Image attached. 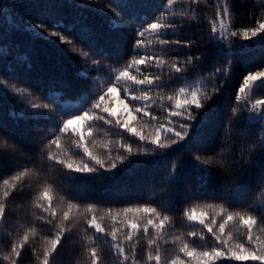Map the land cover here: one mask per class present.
<instances>
[{
  "label": "snow or ice",
  "instance_id": "obj_1",
  "mask_svg": "<svg viewBox=\"0 0 264 264\" xmlns=\"http://www.w3.org/2000/svg\"><path fill=\"white\" fill-rule=\"evenodd\" d=\"M23 3L0 0V98L13 103L7 117L0 104V264H71L76 243L78 264L106 250L112 264H264V0L239 26L234 0H211L207 32L201 0H26L27 17ZM221 124L239 135L228 157ZM90 180L117 200L129 183L149 194L73 193Z\"/></svg>",
  "mask_w": 264,
  "mask_h": 264
},
{
  "label": "trees",
  "instance_id": "obj_2",
  "mask_svg": "<svg viewBox=\"0 0 264 264\" xmlns=\"http://www.w3.org/2000/svg\"><path fill=\"white\" fill-rule=\"evenodd\" d=\"M252 2L253 0H234L235 16L237 18L238 26L249 25L251 23L253 16L249 5ZM153 3L159 9H163L165 0H153ZM210 3L211 0H207V2L206 0H201L200 3L201 15L203 17L201 21V25H202V31L204 32H207L208 28L210 27L209 21L212 16V9L209 7ZM16 12H18L20 15H23L25 17H27V15L30 14V10L26 7V0L25 3L17 7ZM155 14L158 15V12ZM4 23L5 21L3 20L2 17H0V26H3ZM193 31H197V29L194 28ZM197 34H199L198 31ZM36 54L40 62L45 61L46 56L43 50V45L39 46V49ZM261 54L262 53L260 48L256 47L246 52V54L240 57V59L237 62V67L233 73L234 90L235 87L242 81V76L246 74L245 69L250 68L252 67L253 64L257 63L259 61ZM210 66H211V61H209L204 65L205 69L209 68ZM79 67H81V65L78 63L75 64L74 66L69 65V71L72 72L75 70V68H79ZM230 95H232V93H230ZM0 104H3L2 114L7 117L9 110H11L13 107V103L11 101H6L3 98H0ZM8 118L11 119L10 117ZM218 136L220 139L223 140V147L220 149V151H222L225 154V156L228 157L229 153L233 151L234 147L239 146V142H238L239 135L235 132L232 134L231 137L224 135V126L223 124H221L218 132ZM102 137H103V133H101V138ZM113 147L115 148L116 145H113ZM236 154L238 155V152ZM8 171H9V166L7 165V163L0 164V179L4 178L8 174ZM149 188L150 185L148 184L129 183L126 191L122 192L120 194L119 199L117 200L112 198L111 190L106 188L103 181L90 180V181H77L73 187V193L79 195L81 192H83L91 200H98L104 204H123V203L131 202L137 196H142L144 197V199H147V196L149 194ZM28 214L30 215V211ZM176 223H177V227L181 225V221L179 219H177ZM105 247L107 249V246ZM138 252L140 256H143V252H144L143 240L141 241ZM61 258L62 260L71 261V264H78V262L81 259H83V257L80 255L79 244L76 243L72 245L71 250L69 252L62 253ZM104 259H105V264H112V256L107 250L105 251ZM33 261H34V257H32L30 253L24 254L22 264H33ZM235 264H254V262L242 261V262H235Z\"/></svg>",
  "mask_w": 264,
  "mask_h": 264
},
{
  "label": "rangeland",
  "instance_id": "obj_3",
  "mask_svg": "<svg viewBox=\"0 0 264 264\" xmlns=\"http://www.w3.org/2000/svg\"><path fill=\"white\" fill-rule=\"evenodd\" d=\"M118 110H119V108H118Z\"/></svg>",
  "mask_w": 264,
  "mask_h": 264
}]
</instances>
